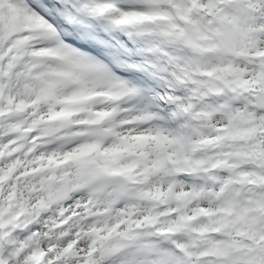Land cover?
<instances>
[{"label":"snow or ice","instance_id":"snow-or-ice-1","mask_svg":"<svg viewBox=\"0 0 264 264\" xmlns=\"http://www.w3.org/2000/svg\"><path fill=\"white\" fill-rule=\"evenodd\" d=\"M0 264H264V0H0Z\"/></svg>","mask_w":264,"mask_h":264}]
</instances>
